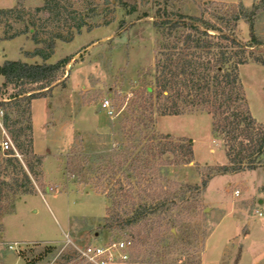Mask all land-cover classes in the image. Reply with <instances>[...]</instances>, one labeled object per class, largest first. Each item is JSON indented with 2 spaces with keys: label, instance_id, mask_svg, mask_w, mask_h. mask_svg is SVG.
<instances>
[{
  "label": "rangeland",
  "instance_id": "1",
  "mask_svg": "<svg viewBox=\"0 0 264 264\" xmlns=\"http://www.w3.org/2000/svg\"><path fill=\"white\" fill-rule=\"evenodd\" d=\"M259 1L72 0L69 11L86 26L80 34L75 31L70 42L56 41L54 54L46 63L55 64L65 58L72 60L58 75L52 90L45 92L47 100L36 105L35 127L32 102L28 106L26 100H15V96L21 91L29 96L41 86H5L0 82V91L11 99L6 108L10 123H17V128L32 125L35 155L43 157L37 182L31 176L37 191L33 196L47 194L46 199L10 194V200L0 203L6 211L12 209L13 202L15 205L14 214L0 215V264H64L65 258H76L77 251L87 246L130 239L132 230L101 229L110 205L107 192L96 185L92 164L85 170L84 177L72 178L68 171L69 159L75 154L83 161L84 157L103 152L124 140L125 118L142 115V93L153 81L155 54L161 39L153 27L158 9L200 16L211 3L232 7L242 2L250 9ZM44 2L24 0L26 13L22 21L14 17L2 19L0 37L30 28L22 35L27 40L23 44L21 40L4 44L3 49L10 58H21L20 52L30 63H45L41 57L32 56L44 45L32 41L30 26L32 17L39 29L43 24L45 17L35 15L34 10ZM16 5L17 0H0V10L13 9ZM67 19L64 17L59 22L51 19L43 30L42 39L52 33L70 37L77 20L67 24ZM255 31L264 44V11L256 20ZM238 33L244 42L250 40L248 24L241 22ZM254 51L264 56V45ZM241 78L252 115L259 123H264V66L251 61L241 67ZM105 100L110 102L109 109L102 107ZM154 130L194 142L195 161L175 168L171 174L175 181L201 184L200 174L208 172L205 167L229 164L223 139L213 133L212 117L207 113L156 116ZM2 137L0 129V140ZM32 158L22 156L25 163ZM5 159L1 154L0 176L12 178L14 171L4 170ZM200 208L203 211L196 212L190 225L191 245L182 244L183 235L172 229L163 234L168 241L156 248L143 246L140 249L134 245L131 252L135 258L116 264H136L134 262L150 259L153 264H264L263 169L214 177L201 197ZM205 230L208 233L205 242L202 243L201 238L194 241L193 237H200ZM14 242H22V245L19 251L11 252L7 247ZM175 243L178 247L173 246ZM50 248L54 250L50 252ZM150 251L153 252L150 254Z\"/></svg>",
  "mask_w": 264,
  "mask_h": 264
},
{
  "label": "trees",
  "instance_id": "2",
  "mask_svg": "<svg viewBox=\"0 0 264 264\" xmlns=\"http://www.w3.org/2000/svg\"><path fill=\"white\" fill-rule=\"evenodd\" d=\"M23 2L17 0L15 8L0 10V23L4 17L22 21L26 13ZM72 4V0H45L42 7L34 10L35 15L41 14L45 18L39 29L32 17V41L37 45L43 44L44 48L36 49L32 56L41 57L45 63L6 61L0 66L5 86H41L32 90L29 96L21 91L15 100H26L31 106L33 100L47 98L45 92L52 90L58 82V75L71 62L72 58H65L55 64L46 63L54 54L56 41L70 42L74 32L80 34L86 26L74 12L69 11ZM263 11L264 0L250 9L242 2L232 7L211 3L200 16L167 9L156 11L153 27L161 39L155 54L153 81L142 93V115L125 118L124 140L103 152L84 157L83 161L75 154L69 159L68 171L72 178L84 177L85 170L92 164L96 185L107 192L110 205L102 220V230H132L130 239L126 241L131 242L132 248L136 245L141 249L143 246L156 248L168 241L169 238L163 237L165 232L177 229L183 235L182 244L191 245L190 225L196 212L203 211L200 208L201 197L209 182L220 175L264 170V123H259L252 115L241 78V67L251 61L264 66V56L254 51L264 45L255 31L256 20ZM64 17L70 19L65 21L67 24L77 20L70 37L52 33L47 39H42L47 23L53 18L62 21ZM241 22L249 26L248 42L239 36ZM29 31L30 28L0 37V42L14 40ZM193 112H204L212 117V131L222 137L229 164L207 166L205 170L208 172L200 174L201 184H184L173 180L171 174L175 168L194 163V142L156 133L154 124L156 116L176 117ZM5 124L19 155L33 158L25 163L13 151L6 154L4 170L12 169L15 175L8 179L0 176V203L10 200V194L36 195L31 176L37 182L43 165V157L34 152L32 125L17 128L18 124L10 123L9 116ZM14 213V202L12 209L7 211L0 205V215ZM207 236L205 230L200 237L195 235L193 238L194 241L201 238L204 243ZM173 246L178 247L176 243ZM53 250L49 249L50 252ZM131 258L133 260L135 256L130 248ZM65 260L64 264H79L78 257ZM134 263L154 262L150 259Z\"/></svg>",
  "mask_w": 264,
  "mask_h": 264
},
{
  "label": "built area",
  "instance_id": "3",
  "mask_svg": "<svg viewBox=\"0 0 264 264\" xmlns=\"http://www.w3.org/2000/svg\"><path fill=\"white\" fill-rule=\"evenodd\" d=\"M11 102L4 93L0 91V129L2 131V139L0 140V153L4 157H8L6 154L13 151L15 156L21 159L14 142L6 128V118L9 116L7 112V104ZM103 109L110 108V102L105 100L102 104ZM239 195V192H236ZM21 243H9L8 250L11 252L19 251ZM131 248V242L120 241L110 242L108 244L90 245L84 249L78 250L77 257L79 264H116L125 263L129 261V251Z\"/></svg>",
  "mask_w": 264,
  "mask_h": 264
},
{
  "label": "crops",
  "instance_id": "4",
  "mask_svg": "<svg viewBox=\"0 0 264 264\" xmlns=\"http://www.w3.org/2000/svg\"><path fill=\"white\" fill-rule=\"evenodd\" d=\"M17 40H21L22 41V44L27 41L25 38H23L21 36V37H18L16 39H14V40H11V41H2L0 43V66H2L6 61H21V62L28 63V64H35V63H30V61H28L25 58L24 54H21L20 52H19V57H21V58H18L17 60L16 59H12V58H10L8 56L9 54H7V52L3 49L4 44L6 42H14V41H17ZM0 82H2V83L4 82V78L1 77V76H0ZM44 100H47V98H41V99L33 100V102H32V121H33V127H35L34 124H35V119H36L35 107L38 104V102L44 101ZM46 195L41 194V195H38V196H29V197H41V198L46 199ZM42 241L43 242L44 241L47 242V240H42ZM30 242H32V241H30ZM14 243H21L22 244V242H14Z\"/></svg>",
  "mask_w": 264,
  "mask_h": 264
},
{
  "label": "water",
  "instance_id": "5",
  "mask_svg": "<svg viewBox=\"0 0 264 264\" xmlns=\"http://www.w3.org/2000/svg\"><path fill=\"white\" fill-rule=\"evenodd\" d=\"M47 191H49V190L47 189Z\"/></svg>",
  "mask_w": 264,
  "mask_h": 264
}]
</instances>
